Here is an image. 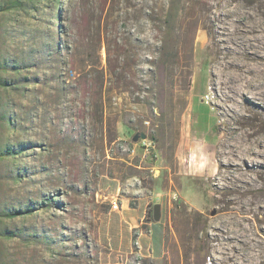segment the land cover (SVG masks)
Instances as JSON below:
<instances>
[{
	"label": "rangeland",
	"instance_id": "obj_1",
	"mask_svg": "<svg viewBox=\"0 0 264 264\" xmlns=\"http://www.w3.org/2000/svg\"><path fill=\"white\" fill-rule=\"evenodd\" d=\"M17 1L0 264H264V0ZM105 176L164 203V257L116 259Z\"/></svg>",
	"mask_w": 264,
	"mask_h": 264
},
{
	"label": "crops",
	"instance_id": "obj_2",
	"mask_svg": "<svg viewBox=\"0 0 264 264\" xmlns=\"http://www.w3.org/2000/svg\"><path fill=\"white\" fill-rule=\"evenodd\" d=\"M105 177L102 180V187L106 192L105 198H111V203L117 200L119 205L117 209L111 207L107 211L111 223L116 226V231L111 234V251L116 259L124 254H137L153 259L164 257L167 230V211L164 203L158 202L161 204L162 215L160 220L156 221L149 216V210L157 204L156 202L148 200L141 190H134L133 198L129 194L130 186H126L115 177ZM131 199H136L138 202L132 205ZM143 225H147V229H144Z\"/></svg>",
	"mask_w": 264,
	"mask_h": 264
},
{
	"label": "trees",
	"instance_id": "obj_3",
	"mask_svg": "<svg viewBox=\"0 0 264 264\" xmlns=\"http://www.w3.org/2000/svg\"><path fill=\"white\" fill-rule=\"evenodd\" d=\"M17 3H18L17 0H11V1H8V2H6L5 4H3V5L0 6V11H7V10H11V9H13V8H16V7H17ZM165 17H166V20H165V23H166V24L170 23L171 20L173 19L172 16H171V14H170V11L167 12V14H166ZM109 74H110V73H109ZM102 75H103V76H102V85H104L105 82H106V76H105L104 72L102 73ZM113 75H114V73L110 74V78H112ZM125 79H126V77H125ZM110 81H111V80H110ZM99 106H100V110H101V112L104 113V112H105V103L102 101L101 104H100ZM6 156H7V155H6L5 153H2V152H1V153H0V160H1V159H4ZM6 215H7V216H10V217L13 216V214H11V213H7ZM149 216H150V217L153 216V207L149 210Z\"/></svg>",
	"mask_w": 264,
	"mask_h": 264
},
{
	"label": "water",
	"instance_id": "obj_4",
	"mask_svg": "<svg viewBox=\"0 0 264 264\" xmlns=\"http://www.w3.org/2000/svg\"><path fill=\"white\" fill-rule=\"evenodd\" d=\"M143 137H145V136H143ZM161 215H162L161 204L157 203L153 207V219L158 221V220H160Z\"/></svg>",
	"mask_w": 264,
	"mask_h": 264
},
{
	"label": "built area",
	"instance_id": "obj_5",
	"mask_svg": "<svg viewBox=\"0 0 264 264\" xmlns=\"http://www.w3.org/2000/svg\"><path fill=\"white\" fill-rule=\"evenodd\" d=\"M205 99H206V101H208V100L210 99V96H209V95H206V96H205ZM148 146H153L152 142H149V143H148ZM118 207H119V205H118L117 200L113 201V202H112V208H113V209H117Z\"/></svg>",
	"mask_w": 264,
	"mask_h": 264
},
{
	"label": "bare ground",
	"instance_id": "obj_6",
	"mask_svg": "<svg viewBox=\"0 0 264 264\" xmlns=\"http://www.w3.org/2000/svg\"><path fill=\"white\" fill-rule=\"evenodd\" d=\"M252 32H254V30H252ZM256 130L257 129L253 130V132H251L250 134L255 133ZM202 169H204V168H202ZM217 171H218V169L215 168L214 171H213V175L217 174Z\"/></svg>",
	"mask_w": 264,
	"mask_h": 264
}]
</instances>
